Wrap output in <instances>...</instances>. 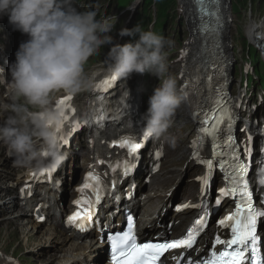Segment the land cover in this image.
Listing matches in <instances>:
<instances>
[{"label": "clouds", "instance_id": "9594fccd", "mask_svg": "<svg viewBox=\"0 0 264 264\" xmlns=\"http://www.w3.org/2000/svg\"><path fill=\"white\" fill-rule=\"evenodd\" d=\"M4 15L13 30L28 37L19 44L0 95V144L14 167L28 173L54 171L66 159L58 131L66 114L55 102L61 94L74 97L92 89L96 73H87L85 65L105 45H110L107 70L116 80L146 71L159 78L141 118V135L160 139L167 132L182 96L177 78L167 70L165 46L171 41L165 36L137 23L119 30L133 39L113 43L115 24L98 19L96 11L78 10L75 0H0ZM129 98L127 89L125 107ZM168 143L174 147L175 138Z\"/></svg>", "mask_w": 264, "mask_h": 264}, {"label": "snow or ice", "instance_id": "6c2138e0", "mask_svg": "<svg viewBox=\"0 0 264 264\" xmlns=\"http://www.w3.org/2000/svg\"><path fill=\"white\" fill-rule=\"evenodd\" d=\"M114 82L116 79L111 77ZM109 81L104 80L101 84L104 86V90H108ZM100 85H98L99 87ZM72 96H63L55 102L56 106L65 105L66 102L71 101ZM70 107V105H69ZM75 112V109H71ZM226 109L221 110V115L217 117L213 115V121H221L223 115L226 113ZM65 119H68L65 116ZM209 120L206 118L202 125L208 124ZM217 128V123L212 124V133L214 134ZM203 130V129H202ZM61 131V129H58ZM63 140V136H60ZM231 140V137L229 138ZM196 141L193 142L195 147ZM119 147L121 149L126 148L128 154L131 155L135 153L138 149L142 147L141 143L134 142L131 138H125L119 141ZM264 151V149H262ZM161 153H157V156ZM194 156H198V152L193 153ZM234 156H238L237 153H233ZM129 165L125 166V174H127ZM237 172L239 174V181L233 178V183H240L243 186L239 189L242 193V199L246 206V211L242 210L241 204L236 205V211L232 214L226 216L219 223L221 225H227L230 221L231 223V238L227 240H222L219 236L216 237L215 243L217 245H223V250L217 251L213 250L210 257L203 261V264H244L246 259V253L250 251L251 264H264L260 257V250L258 247L259 237L257 235V220L258 218H264V210H259L254 207L252 202V193L248 189V182L244 179L247 174V166L243 162H238L236 165ZM260 184L264 185V166L260 167ZM43 174V172H41ZM35 175V173H33ZM49 178H51V172H49ZM84 184L77 189L80 193H85L87 189H92L96 196V202L101 199V189H100V178L95 175L92 171H89L84 178ZM90 181L95 182V186L90 183ZM23 191V189H21ZM237 191L236 187L231 189V194H235ZM222 195H228L229 191L221 189ZM77 206V211L72 215L68 216L67 222L70 225H75L80 228L84 220L91 221L93 213L90 210V201L85 199L83 196L81 199L74 201ZM219 203V200L217 201ZM42 219V217H41ZM79 221L80 223H77ZM203 218L196 221L193 228L188 230V234L184 239H176L171 241H166L164 243H137L135 231H134V221L132 216L127 217V230L116 231L114 235H108L106 238L111 242V260L112 264H157L161 260L163 254L169 249H176L180 247L192 248L195 241L196 234L199 229L203 227ZM261 225L264 226V219L260 221ZM83 230V229H81ZM250 242V243H249ZM233 246H236L233 249Z\"/></svg>", "mask_w": 264, "mask_h": 264}, {"label": "bare ground", "instance_id": "6f19581e", "mask_svg": "<svg viewBox=\"0 0 264 264\" xmlns=\"http://www.w3.org/2000/svg\"><path fill=\"white\" fill-rule=\"evenodd\" d=\"M179 5L181 8H183L185 12V16L188 18V23L191 25L195 21L191 20L192 18L195 17L194 13L191 12V1L190 0H178ZM221 6L223 9V12L227 13V5H228V0H223ZM135 5L138 4V1H135ZM170 19V18H169ZM172 21V19H171ZM224 24H223V29H222V35L224 38L220 40L221 46H222V51L226 52L225 55L229 56L230 59V45H231V40H228L227 37L225 36L228 34V19H223ZM233 24V23H232ZM175 25V24H174ZM232 27V26H231ZM234 29V28H233ZM231 35V34H230ZM235 38V36H234ZM20 44V43H19ZM213 43H211L210 40H205V42L202 44L201 40L196 39V37H192V41H189L185 46L190 48L191 55L195 58L196 62L199 64H202L203 58H208L206 61L209 62L210 58L212 57L209 56V51L211 50ZM13 49H18V47H12ZM11 54V52H9ZM6 60L9 62L12 61L9 56H5ZM205 64V63H203ZM203 64L201 67L203 68ZM200 67V66H198ZM86 70H90L89 66L85 65ZM196 72V71H195ZM221 82V81H219ZM204 87V86H203ZM2 88V87H0ZM2 91V89H1ZM184 93V92H182ZM100 95L104 96L103 92H100ZM187 97V96H185ZM88 100V97L85 98ZM192 100L194 98H191ZM190 101V100H189ZM188 102V97L187 98H182L181 104H186ZM194 102H190L189 106L193 107ZM110 107V106H108ZM123 104L120 106V110L122 111V114L124 115V110H123ZM114 110V109H112ZM192 110H195V108H192ZM122 114L119 117H115L111 114H107L108 118L111 120H116L119 121L116 124H109L107 126V129L109 131H112L114 129H117L119 125L122 124ZM188 118V117H187ZM108 123H114V122H108ZM249 128L245 129V133L248 132ZM186 135L179 134V139L183 140ZM188 152V149L186 147H181L180 148V153H178L174 158L173 162L174 164H177V161L180 160L185 153ZM2 160H0L1 162ZM84 163V161H82ZM1 165V164H0ZM87 165V164H86ZM6 169L5 167H0V172ZM177 175L181 176L182 172L180 169L176 170ZM174 175H169V179H173ZM156 179V176L151 175L150 176V182L147 185L148 187L152 186V183H154V180ZM194 182H190L186 188L185 194H187L184 198V201L187 200L188 198H192L194 201L195 200V194L194 193ZM21 184L19 183L18 180L8 181L7 184H3V181L0 179V186L3 185L7 188H12L15 185ZM198 186V185H197ZM153 189H149L148 195L143 199L144 206L142 210L140 211L139 215V220H138V228L139 231L143 228L145 225H150L151 230H156L157 229V222L161 221L164 218V215L160 216V213L165 207L166 203L171 200V197L166 199V192L165 191H160L159 195L156 197L155 202L157 203V206L153 209H150L148 207V204L153 202L154 200L152 199V192ZM177 189H174L173 192L177 193ZM48 191H44L43 195H47ZM50 196L47 198V202H56L60 203V197L59 194L56 195L55 193H50ZM1 197V196H0ZM30 200V199H29ZM15 204V199H8L7 201L4 202V204ZM4 204H0V220L7 219L12 222H18L17 224H22L23 226H26V230L22 232V240L24 244H27V242L31 240H36L38 239L40 243L38 244V248L40 250V253L38 254V257L41 259H44V261L49 262L50 264H53L56 262V264H98L103 259V256H100V254L103 253V249H100V247H94L95 245L90 244V243H78L77 237L73 233L65 234V232L62 229V226L60 224L59 218L61 213L64 211L65 207L59 208L58 211L55 209L56 207L54 206V209L51 211H48V218L49 220L45 221L43 224H36L33 222V217L31 216V211L30 212H15L11 213L10 212V207L5 206ZM34 205H31L30 208H33ZM132 209H139V202L136 201L132 205ZM8 213V217H5L3 215L4 213ZM193 216L192 212L186 211L183 214L176 215L178 219H180V223L178 226L174 227V232L179 233L184 230V228L187 226V224L191 221ZM54 217V221L51 222V218ZM174 217V216H173ZM21 222V223H20ZM29 230H31L32 235L29 236ZM33 232H39L38 238H36L35 233ZM32 252L35 251L34 249L31 250ZM88 256V262L85 263L84 260ZM47 257V258H46ZM23 258V257H22ZM27 258V256H26ZM28 259V258H27ZM1 260L4 261V257H1ZM29 260V259H28ZM32 260V259H31ZM33 264V263H32ZM35 264V263H34Z\"/></svg>", "mask_w": 264, "mask_h": 264}, {"label": "rangeland", "instance_id": "374dc122", "mask_svg": "<svg viewBox=\"0 0 264 264\" xmlns=\"http://www.w3.org/2000/svg\"><path fill=\"white\" fill-rule=\"evenodd\" d=\"M116 0H114L115 2ZM129 0H120V3L122 5H125L127 4ZM176 2V6L172 9H170L169 11V21L164 25V33L165 35L170 38L173 36V38H171V41H172V44L174 46V52L173 54H176L177 53V49L179 48L180 44L176 41H179V42H182L184 40H186L188 38V26L187 24L185 23V21H187L186 17L184 15H182L178 9V6H179V1L178 0H175ZM260 2L261 3V6H262V9L264 10V1L262 0H254V3H258ZM161 3L162 2H159V4L157 5V9L159 11V17H160V14H161ZM164 3V2H163ZM134 4H130L127 9H130L132 7H135L133 6ZM140 6H138L137 8V11L139 10ZM176 9L175 13L173 14L174 10ZM153 16V14H152ZM175 16V19H179V22L176 24L175 19H173ZM168 19V18H167ZM172 19V21H171ZM139 21L141 23H144L145 21V18L141 17L139 18ZM234 21L233 20V24H232V27H231V31L229 33L230 35V38L234 44V49H236V44L238 43V39L235 40L234 36L237 38L236 35H234ZM175 24V25H174ZM249 48V54L250 56H253L254 53H255V49L252 47V46H249L245 41L243 42V44H241V47L244 48V47H247ZM240 57L244 58L245 55L241 52L240 53ZM1 160V159H0ZM0 167H5L7 166V161H1L0 162ZM5 171V174H6V179L9 178V173L7 171V169H4L2 172ZM5 200V199H4ZM0 201H2L1 197H0ZM5 217H8V213H5L4 214ZM18 222H12V221H9L7 219H3V220H0V249H2L3 251L7 252V253H13V255L17 256L22 262H25V263H30V264H50L49 262L47 261H44V259L38 257V254L40 253V250H39V246L38 244L40 243V241L38 239L36 240H29L27 242V244H24L21 236H22V232L24 230H26V226H22L21 224H17ZM35 233L34 236H36V238H38L39 236V232H33ZM29 236L32 235V232L31 230H29V233H28ZM32 249H34L35 251H31ZM29 259H27L26 258ZM23 257V258H22ZM47 258V257H46ZM32 259V260H31ZM53 264H56V262H54Z\"/></svg>", "mask_w": 264, "mask_h": 264}, {"label": "trees", "instance_id": "16d2710c", "mask_svg": "<svg viewBox=\"0 0 264 264\" xmlns=\"http://www.w3.org/2000/svg\"><path fill=\"white\" fill-rule=\"evenodd\" d=\"M166 9H167V7L164 6V8H163V13H164V11H165Z\"/></svg>", "mask_w": 264, "mask_h": 264}]
</instances>
